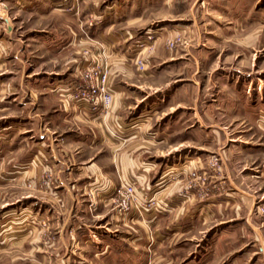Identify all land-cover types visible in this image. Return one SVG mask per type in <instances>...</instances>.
Listing matches in <instances>:
<instances>
[{
  "label": "rangeland",
  "instance_id": "374dc122",
  "mask_svg": "<svg viewBox=\"0 0 264 264\" xmlns=\"http://www.w3.org/2000/svg\"><path fill=\"white\" fill-rule=\"evenodd\" d=\"M64 14L82 23L88 44L81 50L86 63L77 77L93 57L103 60L106 54L109 59L107 46L116 35L125 41L120 56L133 61L135 76L152 87L146 91L158 93L154 98L160 108L150 128L177 132L195 159H203L202 168H189L187 192L181 196L212 205L210 215L216 218L192 235V244L183 245L173 264H264V0H0V40H8L9 47L17 40L24 45L37 35L35 30L52 31L53 22ZM17 45L14 51L0 47L3 87L25 83V57L19 61ZM171 57L183 60L171 62ZM185 57L198 61L186 64ZM30 64L27 71L35 68ZM180 86L182 92L170 94ZM9 99L3 94L1 105L8 107ZM1 115L18 120L17 109ZM3 142L0 139V152L6 151ZM216 159L221 173L208 168ZM192 171L199 176L208 172L207 181L193 177ZM13 172L3 161L0 264H63L61 221L53 217L61 215V208L56 205L42 214V205L27 199L25 187H9L19 178ZM229 175L243 182L246 194L233 189ZM40 177V190L48 193L57 178L48 171ZM143 198L148 200L146 213L156 201L151 195Z\"/></svg>",
  "mask_w": 264,
  "mask_h": 264
},
{
  "label": "crops",
  "instance_id": "0c3cea01",
  "mask_svg": "<svg viewBox=\"0 0 264 264\" xmlns=\"http://www.w3.org/2000/svg\"><path fill=\"white\" fill-rule=\"evenodd\" d=\"M67 15L53 22L52 31L36 28L37 35L24 45H17V40L9 47L8 40H0L5 49L17 45L16 56L19 61L25 57L26 64L23 85L17 81L16 86L3 87L5 77L0 75V139L6 141L0 161L19 175L9 187H25L27 199L42 205V214L56 205L61 208V215L53 217L61 221L63 264H173L183 245L192 244V235L216 218L210 215L215 211L212 205L181 196L183 190L187 192L189 168H202L203 159H195L187 140L179 141L177 132L150 128L160 108L154 98L158 93L146 91L152 87L135 76L133 61L120 56L125 41L116 35L109 37L107 46L111 109L102 117L78 115L69 88L78 82L77 71L86 63L81 50L88 44L81 34L82 23ZM184 59L186 64L198 61ZM30 62L35 68L27 71ZM181 89H170V94ZM1 94L10 95L8 107L1 105ZM15 109V122L1 115ZM194 118L205 123L199 115ZM19 166L24 168L18 171ZM47 171L57 178L51 189L41 183L48 193L40 190L39 183ZM229 178L233 189L243 193V182ZM122 184H135L142 197L151 195L154 208L131 222L115 214L110 199Z\"/></svg>",
  "mask_w": 264,
  "mask_h": 264
},
{
  "label": "built area",
  "instance_id": "2783aa9c",
  "mask_svg": "<svg viewBox=\"0 0 264 264\" xmlns=\"http://www.w3.org/2000/svg\"><path fill=\"white\" fill-rule=\"evenodd\" d=\"M102 58L104 61L94 57L88 61V65L81 70L78 82L69 88V100L81 117H102L111 109L113 103V95L109 86L111 72L109 64L106 62V60L108 61L106 54ZM138 65L140 68H144L142 59L138 61ZM208 168L210 171L221 173L218 159L212 160ZM191 174L193 177H198L199 180L207 181L208 172H204L203 176H199L195 171H192ZM203 183L205 184V182ZM110 202L113 210L124 218L140 216L139 214H143L148 204V200L137 192L135 184L120 185L114 191Z\"/></svg>",
  "mask_w": 264,
  "mask_h": 264
}]
</instances>
